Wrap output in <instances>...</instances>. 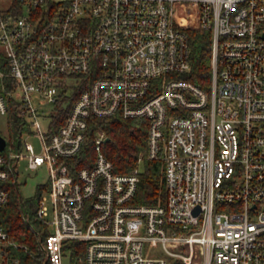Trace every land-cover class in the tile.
Segmentation results:
<instances>
[{
    "label": "built area",
    "instance_id": "1",
    "mask_svg": "<svg viewBox=\"0 0 264 264\" xmlns=\"http://www.w3.org/2000/svg\"><path fill=\"white\" fill-rule=\"evenodd\" d=\"M193 29L210 32L206 86L186 78ZM0 57V211L22 161L48 169L44 264H264V0H0ZM118 114L149 121L165 204L132 202L140 168L115 171L105 131L92 165L74 164L90 119ZM8 239L0 221V264H20Z\"/></svg>",
    "mask_w": 264,
    "mask_h": 264
},
{
    "label": "trees",
    "instance_id": "2",
    "mask_svg": "<svg viewBox=\"0 0 264 264\" xmlns=\"http://www.w3.org/2000/svg\"><path fill=\"white\" fill-rule=\"evenodd\" d=\"M191 43L192 71L186 78L206 86L211 76V41L210 32L191 30L189 32ZM1 60V57H0ZM90 84L85 80L77 87V95ZM71 103L62 107L54 122L58 127L62 125L70 109ZM10 123V140L19 139L20 119L16 109L8 113ZM149 121L144 118H125L118 114L111 118L93 117L90 119L88 137L84 149L73 160L77 168L91 166L95 151L93 140L99 131H105L111 141L103 147L107 157L112 160L114 169L118 173H131L140 168L139 184L133 203L138 205L156 206L166 203V185L164 180V165L161 161L150 160L146 157L148 149ZM140 158L142 164L139 166ZM9 191V200L0 211V221L9 234L8 255L20 260V264H44V253L40 247V240L48 234L47 226L37 217L39 200L47 185L40 186L36 196L25 198L17 181L13 178L5 183ZM74 256L82 252L83 245L71 241Z\"/></svg>",
    "mask_w": 264,
    "mask_h": 264
},
{
    "label": "rangeland",
    "instance_id": "3",
    "mask_svg": "<svg viewBox=\"0 0 264 264\" xmlns=\"http://www.w3.org/2000/svg\"><path fill=\"white\" fill-rule=\"evenodd\" d=\"M48 110H50V108L46 107V111ZM25 140L29 143H32L37 151H40L39 140L37 137L30 135L25 137ZM48 180H49V172L46 167H43L37 171H30L26 169V163L24 161L20 163L18 184L20 187V191L25 198L31 199L34 196H36L40 186H44V185L48 186ZM43 193H45L49 198L48 205L51 209V205H52L51 194L48 192V189H45ZM50 230H52V228H50ZM158 251L159 249L150 248L149 246H146V250H145L146 255L149 256L155 255L156 253H158ZM63 261L65 264H68L69 263L68 257H64Z\"/></svg>",
    "mask_w": 264,
    "mask_h": 264
},
{
    "label": "water",
    "instance_id": "4",
    "mask_svg": "<svg viewBox=\"0 0 264 264\" xmlns=\"http://www.w3.org/2000/svg\"><path fill=\"white\" fill-rule=\"evenodd\" d=\"M109 141H111V138L110 137L106 138V142H109ZM6 144H7V142H6L5 138L0 136V150H3L6 146Z\"/></svg>",
    "mask_w": 264,
    "mask_h": 264
}]
</instances>
